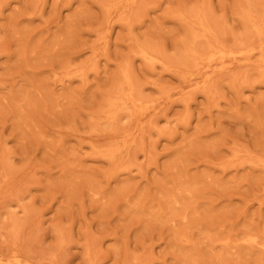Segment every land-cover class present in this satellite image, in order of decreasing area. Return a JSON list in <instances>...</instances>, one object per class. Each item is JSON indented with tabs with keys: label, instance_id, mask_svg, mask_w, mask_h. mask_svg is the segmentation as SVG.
Segmentation results:
<instances>
[{
	"label": "rangeland",
	"instance_id": "1",
	"mask_svg": "<svg viewBox=\"0 0 264 264\" xmlns=\"http://www.w3.org/2000/svg\"><path fill=\"white\" fill-rule=\"evenodd\" d=\"M0 264H264V0H0Z\"/></svg>",
	"mask_w": 264,
	"mask_h": 264
}]
</instances>
